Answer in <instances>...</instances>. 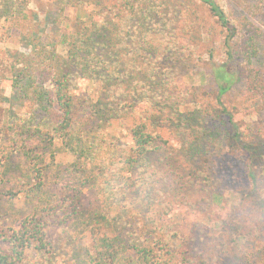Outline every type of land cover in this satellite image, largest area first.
<instances>
[{"label":"trees","instance_id":"16d2710c","mask_svg":"<svg viewBox=\"0 0 264 264\" xmlns=\"http://www.w3.org/2000/svg\"><path fill=\"white\" fill-rule=\"evenodd\" d=\"M23 2L0 0L19 30L0 31L13 42L0 48V200L24 204L0 224V264L54 256L49 228L75 223L89 242L76 264H224L229 243L264 239V125L245 134L227 104L235 92L264 113V0H54L40 21ZM193 34L213 61L199 84L187 69L182 87ZM27 106L44 116L35 122ZM59 143L74 162L54 163ZM235 151L248 167L223 241L205 222L222 186L239 182L214 167ZM179 207L205 219L186 227Z\"/></svg>","mask_w":264,"mask_h":264},{"label":"rangeland","instance_id":"374dc122","mask_svg":"<svg viewBox=\"0 0 264 264\" xmlns=\"http://www.w3.org/2000/svg\"><path fill=\"white\" fill-rule=\"evenodd\" d=\"M53 2L54 0H29V2H23V4H25L24 7L28 16L31 18L35 13L36 18L40 21V19H43L44 14L47 10L53 9V6L51 5V3ZM91 6L92 5L90 3L86 5L87 8H90ZM201 10L206 22L205 24L209 25L211 22L210 16L204 8H201ZM0 31L19 30L16 29L14 25H12L11 28L10 22L4 21L2 16H0ZM193 35L195 37V40L198 41V43L196 44L197 48H193L190 50V53L187 52L185 54L186 58L182 62L181 68L177 72L178 82L182 87H185V85L191 83L190 78L187 76V69L191 70V72L193 73V77L196 80L195 82L199 84L200 74L201 72H203V68L209 69L210 62L213 61V59L209 57L207 53V47L209 46V43L201 40V37L198 36V34ZM185 43L186 42H184V45ZM8 45L12 47L13 42L9 41L7 45L0 43V48L6 47ZM215 53L219 54V59L222 58V55L221 53H219V51H216ZM185 66H187V68H183ZM242 83L243 82L240 81L237 85H241ZM239 88L240 87H238V89ZM228 99L229 101H227V104L229 105V109L237 117L241 125V129L245 134L249 133L247 129L248 125H250L251 127L264 125V113L257 114L256 110L253 108V105L250 106L249 104L244 103L242 99H240L237 94H235V92H232L230 95H228ZM211 104H213V100L211 101ZM23 112L26 114H30L31 112H33V114L35 115V122H38L44 116L39 110L33 111L29 108V106L24 108ZM124 123L127 124L128 120H125ZM154 129L156 130V132L160 133L163 138L167 139L172 146H179L177 136L172 134L165 124H158ZM108 131L115 135H124L123 131H116L113 127H110ZM262 136H264V134ZM55 148V164H70L74 162L75 158L73 154L68 151L65 146L59 143L55 145ZM45 158L46 162H48L49 155H46ZM262 163L263 161L261 159H255L252 165L258 172H260L261 168L263 167ZM214 167H221L225 172L228 171L230 176H233L234 179H239V182L236 185H230L229 188L222 186V189H224L222 204L212 206L208 210V214L210 215V219L212 221L205 222L206 226L209 229L214 228V234L224 241V238H226L227 236L224 234L226 230L223 226H226L227 230L231 229L230 216L235 214L232 213V208L240 201L239 190L245 188L244 173L248 167V162L246 157H243L241 153L235 151L230 154L228 153V155H225L222 159H218L217 164H214ZM202 197L203 195L198 193L194 196V201H198V199ZM8 204L9 203L5 199L0 200V224L7 225L12 221L13 218L16 217V213L24 208V204L21 200L10 203L9 209L4 207L8 206ZM244 206L245 204H243V207ZM247 207H249V202L245 206V209ZM175 214H178L179 220H182L180 222L186 223V227L187 225L189 226L192 222L201 223V221L205 219L204 213L201 211V208L191 209L187 207H179ZM208 214L205 213V215ZM223 219L225 221L221 222ZM246 224L249 226L250 222L246 221ZM48 231L52 234L53 238H55L58 248L54 251V256L46 258V260L35 259L36 264H76V262H74L76 256H83V253H85L89 244V242L87 241L84 226H82L80 223H75L70 227L52 226ZM255 238L256 239H244L242 242L237 244L239 245V247H237L234 243H229V249L231 250V248L233 247L235 249L229 252V255L224 254V264H264V239H257V237Z\"/></svg>","mask_w":264,"mask_h":264}]
</instances>
